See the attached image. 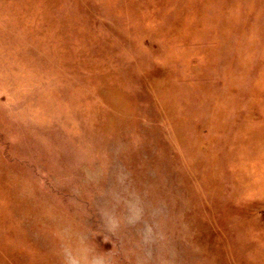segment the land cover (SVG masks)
<instances>
[{
  "label": "rangeland",
  "instance_id": "1",
  "mask_svg": "<svg viewBox=\"0 0 264 264\" xmlns=\"http://www.w3.org/2000/svg\"><path fill=\"white\" fill-rule=\"evenodd\" d=\"M0 264H264V0H0Z\"/></svg>",
  "mask_w": 264,
  "mask_h": 264
}]
</instances>
